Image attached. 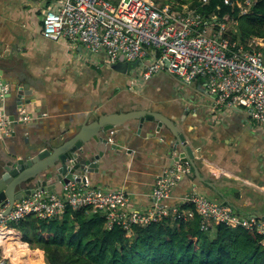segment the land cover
I'll list each match as a JSON object with an SVG mask.
<instances>
[{
  "label": "crops",
  "instance_id": "crops-1",
  "mask_svg": "<svg viewBox=\"0 0 264 264\" xmlns=\"http://www.w3.org/2000/svg\"><path fill=\"white\" fill-rule=\"evenodd\" d=\"M51 1L0 0V67L5 69L4 81L10 84L12 92L1 101L7 106V112L13 111L23 121L21 136L32 143L53 133L72 131L92 119L95 114L92 110L99 112L104 105L116 112L159 111L162 115H158L164 116L173 130L185 134L197 154L199 176L215 184V189L224 196L222 199L215 189L187 172L162 204H182L195 185L198 192L233 210L261 217L264 214V126L246 121L240 109L226 111L213 107L203 77H197L190 84L182 82L183 86L176 83L166 92L163 80L178 79L169 72L158 71L149 79L137 82L135 76L142 73L143 63L137 64L132 72L121 74L111 68L112 62L102 52L93 54L78 41L44 37L43 12ZM28 82L31 95L22 97L24 103L18 109L14 105L19 99L18 90ZM28 99L32 102L26 103ZM111 101L116 103L110 104ZM4 117L8 118L5 114ZM13 130L9 126L8 134ZM157 132L147 133L143 129L133 140H126L125 135L117 132L113 139L119 147L105 155L103 168L88 176L89 183L125 189L134 209L153 204L154 179L178 156V151L169 147L170 134ZM199 226L204 231L208 228L201 227V222ZM13 230L16 234L10 228L2 230L5 237L0 238V244L4 254L23 264H47L43 251L21 243V232ZM214 232L211 229L209 234Z\"/></svg>",
  "mask_w": 264,
  "mask_h": 264
},
{
  "label": "built area",
  "instance_id": "built-area-1",
  "mask_svg": "<svg viewBox=\"0 0 264 264\" xmlns=\"http://www.w3.org/2000/svg\"><path fill=\"white\" fill-rule=\"evenodd\" d=\"M197 1L202 6L208 3ZM255 1L223 0L227 5H236L240 15L249 12ZM234 22L228 15L204 14L191 1L52 0L43 12L42 34L51 40L81 42L93 54L104 53L110 63L120 56L141 61L143 80L158 71L169 72L186 84L203 77L213 107L240 109L246 121L264 126V40H233ZM9 87L8 82L0 80V101ZM8 133V118L0 114V139ZM188 170L179 161L163 169L154 179V203L145 209L132 208L125 189L91 185L88 179L67 182L61 195L36 191L14 200L6 215L3 211L7 203L0 204V231L31 214L43 219L61 217L67 205L72 209L90 206L91 211L104 215L106 229L120 226L130 233L135 224L146 226L163 218L187 223L199 216L203 228L208 221H216L255 232L264 247V219L233 210L198 192L195 185L182 204H162ZM0 264L23 263L7 257L0 244Z\"/></svg>",
  "mask_w": 264,
  "mask_h": 264
},
{
  "label": "trees",
  "instance_id": "trees-1",
  "mask_svg": "<svg viewBox=\"0 0 264 264\" xmlns=\"http://www.w3.org/2000/svg\"><path fill=\"white\" fill-rule=\"evenodd\" d=\"M191 2L204 14L216 12L234 20L233 40H264V0H256L242 15L236 5L223 0H208L203 6L197 0ZM104 222V215L90 206L72 209L67 205L61 217L43 219L31 214L12 227L21 232V243L43 251L47 264H264L260 235L242 227L208 221L204 231L200 217L194 216L187 223L163 218L146 226L135 224L128 233L120 226L106 229Z\"/></svg>",
  "mask_w": 264,
  "mask_h": 264
},
{
  "label": "water",
  "instance_id": "water-1",
  "mask_svg": "<svg viewBox=\"0 0 264 264\" xmlns=\"http://www.w3.org/2000/svg\"><path fill=\"white\" fill-rule=\"evenodd\" d=\"M262 60L264 63V51ZM140 63L141 61L126 60L120 56L111 63V68L118 73L126 74L132 72ZM4 72L5 69L0 67L2 81L5 80ZM19 79L21 80L20 77ZM29 87V82L24 83L18 90L19 99L18 102L16 101L17 104H14L18 109L24 103L22 97L31 95ZM10 90L9 87L5 98L11 96ZM31 102L32 99L26 100V103ZM115 103V101L110 102V104ZM6 109L7 106L1 101L0 114L8 116L9 126L14 129L0 139V203L8 202L3 215L10 211L16 199H22L36 191L61 195L63 185L67 182H84L85 179H89L90 174L98 173L103 168L105 155L119 147L113 139L117 132L121 136L125 135L126 140H133L141 135L143 129L147 133L159 131L157 133L170 134L169 147L172 151H178V156L173 157V161L187 163L189 173L195 174L208 187L216 188L215 184L199 176L196 166L197 154L187 142L185 134L178 129L173 130L166 118L158 115L161 114L159 111L142 109L136 110L139 113L116 112L104 105L99 112L92 110L95 114L86 124L81 123L72 131L64 130L53 133L49 138L28 143L26 138L21 136L20 124L23 121L19 120L18 114L13 111L7 112ZM45 128L48 129L49 125ZM7 139L11 142L10 145ZM6 144L8 148L5 147ZM215 191L224 199L219 190L215 189ZM261 219H264V214Z\"/></svg>",
  "mask_w": 264,
  "mask_h": 264
},
{
  "label": "rangeland",
  "instance_id": "rangeland-1",
  "mask_svg": "<svg viewBox=\"0 0 264 264\" xmlns=\"http://www.w3.org/2000/svg\"><path fill=\"white\" fill-rule=\"evenodd\" d=\"M58 2H60L61 0H57ZM161 2H164L165 0H160ZM168 2H172V1H170V0H168ZM42 21H43V18H42ZM98 60L100 61V62H102L103 61V59L101 58V57H98ZM95 68H97V69H100L98 66L97 67H95ZM140 74V73H139ZM135 79H136V81L138 82V80L140 79V80H143L142 79V77H141V74L138 76V75H136L135 76ZM132 81H133V79H131ZM134 83V82H133ZM149 84H151V82L149 81L148 82ZM178 84V85H180V86H183V83H182V81L178 78V79H176L175 77H172V79H170V78H165L164 80H163V85H164V87H165V91L166 92H170V88L174 85V84ZM135 84V83H134ZM253 124H256V122H253ZM8 228H10L11 230H12V233H14V234H16V232L13 230V228L14 227H12V226H8ZM15 229V228H14ZM3 236H5V233L3 232V234H1L0 235V238H2ZM209 236H211L212 237V234H209ZM1 240V239H0ZM0 243H1V241H0Z\"/></svg>",
  "mask_w": 264,
  "mask_h": 264
},
{
  "label": "clouds",
  "instance_id": "clouds-1",
  "mask_svg": "<svg viewBox=\"0 0 264 264\" xmlns=\"http://www.w3.org/2000/svg\"><path fill=\"white\" fill-rule=\"evenodd\" d=\"M255 2H256V1H255ZM250 8H251V7H250ZM114 62H115V61H114ZM175 161H179V160H174L173 163H174ZM179 162H181V161H179ZM173 163H172V164H173ZM182 163H184V162H182ZM172 164H171V165H172ZM185 164L188 166L187 163H185ZM188 169H189V166H188ZM188 172H189V170H188ZM88 181H89V180H88ZM30 195H31V194H30ZM5 203H7V205H8V202H5ZM5 203H4V204H5ZM0 204H1V203H0ZM1 205H3V204H1ZM4 210H5V209H4ZM18 234H19V233H18ZM19 235H20V237H21V233H20ZM21 239H22V238H21Z\"/></svg>",
  "mask_w": 264,
  "mask_h": 264
},
{
  "label": "bare ground",
  "instance_id": "bare-ground-1",
  "mask_svg": "<svg viewBox=\"0 0 264 264\" xmlns=\"http://www.w3.org/2000/svg\"><path fill=\"white\" fill-rule=\"evenodd\" d=\"M2 230H3V229H2ZM2 230L0 231V235L3 234V231H2ZM4 237H5V236H3L2 238H4Z\"/></svg>",
  "mask_w": 264,
  "mask_h": 264
}]
</instances>
